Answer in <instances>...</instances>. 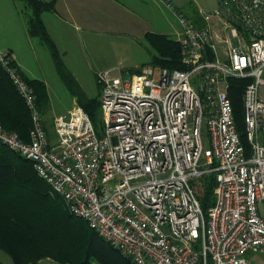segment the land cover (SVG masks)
Returning a JSON list of instances; mask_svg holds the SVG:
<instances>
[{
    "label": "built area",
    "instance_id": "1",
    "mask_svg": "<svg viewBox=\"0 0 264 264\" xmlns=\"http://www.w3.org/2000/svg\"><path fill=\"white\" fill-rule=\"evenodd\" d=\"M162 1L181 27L185 69L99 73L101 136L75 104L56 117L51 141L33 88L0 52L32 118L29 142L0 123V143L31 161L68 211L133 264H254L249 254L264 253V0H220L211 15L200 13L201 26ZM230 79L248 82V153ZM210 175L216 187L205 213L196 182Z\"/></svg>",
    "mask_w": 264,
    "mask_h": 264
},
{
    "label": "trees",
    "instance_id": "2",
    "mask_svg": "<svg viewBox=\"0 0 264 264\" xmlns=\"http://www.w3.org/2000/svg\"><path fill=\"white\" fill-rule=\"evenodd\" d=\"M32 11L28 23L31 37L39 38L48 48L55 67L72 96L88 113L93 123L99 117L100 102L93 101L82 91L73 74L65 67L57 45L49 34L43 19L44 12H56L57 0H19ZM121 2L122 0H116ZM145 42L151 54L150 63L169 70H183L181 48L175 38L147 33ZM132 70V71H137ZM23 78L33 88L39 108L48 105L44 82ZM247 81L230 79L232 100L238 131L244 138V107L242 96ZM0 123L9 131L30 141L32 118L16 87L0 64ZM44 126L47 127L44 121ZM48 133V132H47ZM201 180L202 193L198 197L206 213L214 202L216 179L214 175ZM0 250L13 264H42L51 259L59 264H133L107 244L82 218L73 216L64 200L53 195L51 187L38 176L31 161L12 152L0 143ZM0 264H4L0 262Z\"/></svg>",
    "mask_w": 264,
    "mask_h": 264
},
{
    "label": "rangeland",
    "instance_id": "3",
    "mask_svg": "<svg viewBox=\"0 0 264 264\" xmlns=\"http://www.w3.org/2000/svg\"><path fill=\"white\" fill-rule=\"evenodd\" d=\"M125 1L129 3L133 11L142 15L147 24L152 26L154 33L177 38L173 29L177 22L167 6L164 8L158 1L153 2L151 0ZM171 1L179 9V12L183 13L198 26L204 24V18L200 13L205 12L211 15L219 7L220 2V0ZM22 16L27 20L31 16V10L27 9ZM214 21L212 19V22ZM14 25L18 28L21 26L16 23H9L6 16L1 18V30L4 26L7 32H13ZM55 28L57 30L53 33L59 40V53L65 67L73 74L82 91L93 101L100 102V87L97 83V75L99 73L111 70L113 75H117L116 69L118 67L131 71L140 65L147 64L151 59L149 47L145 39L140 37L117 34L99 35L61 26ZM30 40L32 43L27 42L26 39V41H21L23 44H16L14 50L22 58L25 73L29 79L40 80L46 85L48 105L44 108L42 107V114L48 135L51 141L54 142L57 139L54 127L56 117L66 114L77 102L59 75L46 45L39 38H31ZM233 42L237 45L236 39H233ZM222 47V45H218L220 58H224ZM95 127L98 134L100 136L103 135L104 125L101 110L99 111ZM204 140L207 146L208 138L206 134H204ZM202 182L204 180L196 182L198 193H202ZM138 183L139 181L132 184L136 185ZM249 258L254 264H264V253H251ZM0 262L13 264V260L1 250ZM42 264L59 263L52 260H44ZM95 264L100 263L95 261Z\"/></svg>",
    "mask_w": 264,
    "mask_h": 264
},
{
    "label": "crops",
    "instance_id": "4",
    "mask_svg": "<svg viewBox=\"0 0 264 264\" xmlns=\"http://www.w3.org/2000/svg\"><path fill=\"white\" fill-rule=\"evenodd\" d=\"M45 1L49 2L51 0ZM151 1H158L164 6V8L167 6L162 0ZM168 1L172 4L171 0ZM172 6L174 5L172 4ZM174 7L179 11L176 6ZM27 9L31 10L23 1L0 0V22L1 18L6 16L9 23L12 22L21 25L19 28L14 25L13 32L10 33L7 32L4 26L2 27V30L0 29V52H10L15 64L19 67L21 72L29 78L25 73L22 58L17 55L14 50L15 45H19L22 43L21 41H26L27 39V42L32 43L30 39L35 38L31 37L28 32V23L32 17V11L31 16H29L27 20L22 16ZM169 9L177 22L173 29L174 34L178 36L181 32V27L175 12L171 8ZM42 19L49 34L55 41L58 50L60 43L53 33L57 30V28H55L57 26L74 28L75 30H83L99 35L117 34L140 37L143 39H145L147 33H154L152 31V26L147 24L141 14L133 11L129 6V3L125 0H122L121 2L116 0H57L56 12H44L42 14ZM150 60L148 63H150ZM143 65H140L136 69L141 68ZM46 260L51 261V259Z\"/></svg>",
    "mask_w": 264,
    "mask_h": 264
}]
</instances>
